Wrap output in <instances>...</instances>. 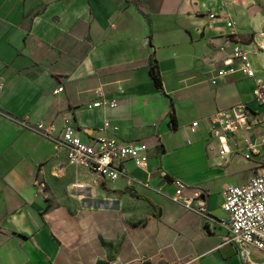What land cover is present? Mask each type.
<instances>
[{
    "label": "crops",
    "instance_id": "1",
    "mask_svg": "<svg viewBox=\"0 0 264 264\" xmlns=\"http://www.w3.org/2000/svg\"><path fill=\"white\" fill-rule=\"evenodd\" d=\"M227 39L255 77L226 65ZM223 68L235 72L219 78ZM259 81L264 0H0V264H261L175 201L173 183L202 190L221 220L226 188L264 173ZM240 105L250 126L222 156L214 128ZM66 121L84 138L143 141L147 167L129 161L107 182L71 166L57 142Z\"/></svg>",
    "mask_w": 264,
    "mask_h": 264
},
{
    "label": "built area",
    "instance_id": "2",
    "mask_svg": "<svg viewBox=\"0 0 264 264\" xmlns=\"http://www.w3.org/2000/svg\"><path fill=\"white\" fill-rule=\"evenodd\" d=\"M230 28L233 23H228ZM231 48V55L226 65L239 63L242 71L249 77H255L252 64L247 51L240 42L227 39L221 47L222 51ZM234 69L223 68L218 71V77L223 78L233 74ZM59 88L58 91H62ZM255 101L264 105V83L259 81L253 90ZM103 103L95 102L90 106H101ZM231 111L234 113L232 114ZM220 114V126L214 128V135L222 138L221 155L228 153L227 141L229 135H234L243 126H250L252 111L244 105ZM262 117L253 120L256 124L264 126V111ZM38 127L49 138L56 137L57 129L53 124L45 126L39 123ZM87 137L80 135L77 126L66 121L60 135L58 144L65 150L69 164L76 168H86L97 174L102 180L113 182L126 173V164L134 161L140 169L148 164V147L143 141L126 142L118 138H96L87 131ZM160 176L165 178L161 172ZM173 183L177 187L174 200L180 201L188 211H194L204 216L208 222L221 227L226 235L225 244L231 245L242 260L249 262L253 252L262 254L261 264H264V173L255 175L243 185L230 186L223 192V210L226 218L217 220L206 214L205 194L202 190H193L188 194L187 186L180 179ZM41 187L43 183L37 182ZM184 264V263H177Z\"/></svg>",
    "mask_w": 264,
    "mask_h": 264
},
{
    "label": "trees",
    "instance_id": "3",
    "mask_svg": "<svg viewBox=\"0 0 264 264\" xmlns=\"http://www.w3.org/2000/svg\"><path fill=\"white\" fill-rule=\"evenodd\" d=\"M151 75H152V79H153V81L155 83V86L158 89H162V79H161V75H160L159 70L156 67H153L151 69Z\"/></svg>",
    "mask_w": 264,
    "mask_h": 264
}]
</instances>
